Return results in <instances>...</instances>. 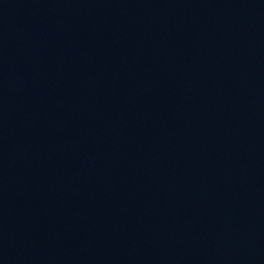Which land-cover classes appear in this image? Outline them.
I'll return each mask as SVG.
<instances>
[{"label": "water", "instance_id": "water-1", "mask_svg": "<svg viewBox=\"0 0 264 264\" xmlns=\"http://www.w3.org/2000/svg\"><path fill=\"white\" fill-rule=\"evenodd\" d=\"M0 264H264V0H0Z\"/></svg>", "mask_w": 264, "mask_h": 264}]
</instances>
